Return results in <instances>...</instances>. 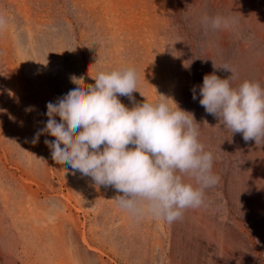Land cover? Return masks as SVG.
<instances>
[{
	"label": "rangeland",
	"instance_id": "1",
	"mask_svg": "<svg viewBox=\"0 0 264 264\" xmlns=\"http://www.w3.org/2000/svg\"><path fill=\"white\" fill-rule=\"evenodd\" d=\"M0 15V264H264V142L199 103L206 74L231 76L214 63L234 87H264V0H0ZM217 15L227 27L203 23ZM122 67L139 73L135 102L164 94L191 112L214 157L204 205L171 224L134 218L114 187L54 161L55 137L32 142L73 75L94 84Z\"/></svg>",
	"mask_w": 264,
	"mask_h": 264
},
{
	"label": "clouds",
	"instance_id": "2",
	"mask_svg": "<svg viewBox=\"0 0 264 264\" xmlns=\"http://www.w3.org/2000/svg\"><path fill=\"white\" fill-rule=\"evenodd\" d=\"M203 23L213 30L228 26L220 15L205 17ZM6 27L7 20L0 15V31ZM214 68L230 70L231 76L206 74L199 87L200 105L232 134L241 133L245 141L261 144L264 87L252 80L234 87L233 69L215 63ZM92 78L94 84L86 83L83 76L71 77L77 87L47 103L48 120L32 142L43 134L55 137L44 141L52 159L91 177L98 187H114L122 193L114 198L118 206L134 218L151 215L171 224L185 210L203 206L205 191L219 178L212 171V152L199 140L200 123L194 115L173 99L175 103H169L164 94L155 102L147 98L135 102L133 93L139 91L135 67L101 71ZM122 96L133 106L122 103Z\"/></svg>",
	"mask_w": 264,
	"mask_h": 264
}]
</instances>
